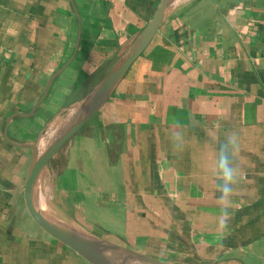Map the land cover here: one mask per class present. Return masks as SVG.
I'll use <instances>...</instances> for the list:
<instances>
[{"label": "crops", "instance_id": "crops-1", "mask_svg": "<svg viewBox=\"0 0 264 264\" xmlns=\"http://www.w3.org/2000/svg\"><path fill=\"white\" fill-rule=\"evenodd\" d=\"M159 2L72 0L78 20L69 0H0V264H93L30 218L31 151L5 141V122L38 103L80 31L73 61L35 114L9 122L11 142L38 143L56 115L91 93ZM95 117L38 175L35 191L53 177L75 221L125 215L138 231L147 220L163 229L143 241L168 238V228L178 247L187 240L207 262L264 264V0H170L152 42ZM90 128L96 136L83 135ZM230 131L239 137L238 180L221 228L214 167Z\"/></svg>", "mask_w": 264, "mask_h": 264}, {"label": "water", "instance_id": "water-1", "mask_svg": "<svg viewBox=\"0 0 264 264\" xmlns=\"http://www.w3.org/2000/svg\"><path fill=\"white\" fill-rule=\"evenodd\" d=\"M69 1L72 4L77 19L79 20V16L73 6L72 0ZM169 1L170 0H160L152 19L140 32L126 52L113 65L109 72L93 88L88 97L84 99L85 101L82 103V110L80 113L71 120L68 126L57 136L54 142L43 153H39L37 143L21 145L11 142L7 136L9 122L15 117L31 118L35 114L38 106L45 99L50 84L73 61L79 46L80 31L77 36L73 56L48 80L44 94L38 103L33 106L32 110L27 115L14 114L5 122L3 133L5 141L14 148L27 149L31 151L30 162L24 182V200L30 218L41 231L46 233L53 240L93 264H113L112 261L118 258H129L137 264L169 263L140 254L119 245L108 243L102 239L93 237L90 240H86L73 234L64 227H60L52 218L40 213L35 198V182L38 175L43 171L48 163L99 113L102 106L126 76L132 65L145 52L163 23Z\"/></svg>", "mask_w": 264, "mask_h": 264}, {"label": "rangeland", "instance_id": "rangeland-1", "mask_svg": "<svg viewBox=\"0 0 264 264\" xmlns=\"http://www.w3.org/2000/svg\"><path fill=\"white\" fill-rule=\"evenodd\" d=\"M88 95L86 96V98ZM85 98V99H86ZM80 101L76 104L67 108V110L63 111L59 115H56L53 118L52 124H58L64 122L67 116L71 113V109L75 108L74 114L66 119H74L82 110V103ZM71 110V111H70ZM80 110V111H78ZM96 118V117H95ZM65 120V121H66ZM52 121V120H51ZM51 124V125H52ZM50 125V126H51ZM48 125L45 127L43 132L38 136L37 140L40 137L45 136L48 129L50 128ZM95 128H90L87 131H83V135L93 134L90 130L94 131ZM61 129L59 126H56L53 131H49L50 134L46 136V140L43 144L48 145L52 144V140L54 139L56 132H60ZM94 135V134H93ZM95 134L94 136H96ZM68 144V143H67ZM67 144L61 149L58 154L59 160L63 159V154L68 150ZM44 145V146H45ZM46 174L44 175V177ZM47 179V176H46ZM54 180L53 177L48 178V181L44 183H40V186L36 187L35 191V198L36 204L40 213L47 217L52 218L60 227H64L68 231L72 232L73 234L82 237L83 239L90 240L91 238L102 239L108 243L119 245L133 251H146L153 254H143L157 260L169 263V264H217L207 262L206 254L202 255H192L190 254L189 249L187 248V240H183V247H178L176 242L179 244L174 236L173 233L168 231V228H164V232L167 233L168 238L157 239L158 237H153L152 239L141 240L144 236L146 237L149 235H154L156 229L162 230V226H158L159 224H148L146 220V230H133L134 227L130 224L131 222L125 218V215H112L110 213H106L104 217V222L102 224L94 223V217L91 215H87L86 217H81L83 220L78 222L75 221L73 214L68 210L67 207H63V195H61V191L59 193L55 192L54 188ZM66 206V205H65ZM78 218V217H77ZM79 219V218H78ZM143 223L135 224V226H142ZM169 224V223H168ZM165 224V226H168ZM149 225H156L155 229L150 228ZM148 228V230H147ZM120 233V237L116 236L117 233ZM144 235V236H143ZM143 236V237H142ZM172 237V238H171ZM142 254V253H141ZM222 254L219 252L218 254L214 255V258H221ZM115 261V262H114ZM112 261L113 264L123 263V264H132L133 261H129L126 258H118ZM137 264V263H133Z\"/></svg>", "mask_w": 264, "mask_h": 264}, {"label": "clouds", "instance_id": "clouds-1", "mask_svg": "<svg viewBox=\"0 0 264 264\" xmlns=\"http://www.w3.org/2000/svg\"><path fill=\"white\" fill-rule=\"evenodd\" d=\"M174 140L180 139V133L173 134ZM212 141L217 137L211 135ZM239 147V137L234 131L225 134V138L219 143L217 149V159L215 162L214 173L216 176V190L219 193L218 203L220 205L219 225L226 228L230 215L228 207L231 197L235 191V184L238 180V166L235 163V152Z\"/></svg>", "mask_w": 264, "mask_h": 264}, {"label": "bare ground", "instance_id": "bare-ground-1", "mask_svg": "<svg viewBox=\"0 0 264 264\" xmlns=\"http://www.w3.org/2000/svg\"><path fill=\"white\" fill-rule=\"evenodd\" d=\"M76 108V107H75ZM75 108H72L70 111H71V113L67 116V118L66 119H68L69 117H71L74 113L73 112H75ZM78 111H80V110H78ZM65 119V120H66ZM64 120V122H62V123H58V124H52L51 126H50V128L48 129V131H47V133H46V135L45 136H42V137H40V139H39V141H38V143H37V147H38V151H39V153L41 154V153H43L49 146H50V144H48V145H45V144H43L44 143V141L46 140V136L48 135V134H50L51 133V131H53L54 130V128L56 127V126H59L60 127V129H61V131L60 132H56V133H54L53 135H55V137H54V139L51 141L52 143L54 142V140L57 138V136L68 126V124L71 122V120H72V118L71 119H69L68 121L66 120L65 121ZM49 131H50V133H49ZM45 145V146H44ZM126 259H128L129 261H131V259H129V258H126ZM115 262V261H114ZM133 263H136V262H134L133 261ZM132 263V264H133ZM117 264H123V263H117Z\"/></svg>", "mask_w": 264, "mask_h": 264}]
</instances>
